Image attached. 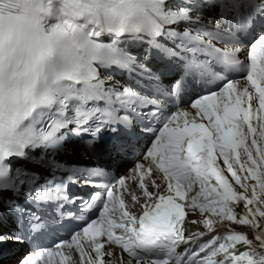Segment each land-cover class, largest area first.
<instances>
[{
  "label": "snow or ice",
  "instance_id": "obj_1",
  "mask_svg": "<svg viewBox=\"0 0 264 264\" xmlns=\"http://www.w3.org/2000/svg\"><path fill=\"white\" fill-rule=\"evenodd\" d=\"M145 44L138 60L129 46ZM154 51L179 69L167 88ZM198 83L221 87L164 106ZM105 132L124 134L121 152L149 139L101 184L110 173L69 163L66 143L87 134L95 151ZM79 178L103 191L41 246L64 228L41 205L74 203ZM0 210L16 225L0 249L30 246L18 264H264V0H0Z\"/></svg>",
  "mask_w": 264,
  "mask_h": 264
},
{
  "label": "bare ground",
  "instance_id": "obj_2",
  "mask_svg": "<svg viewBox=\"0 0 264 264\" xmlns=\"http://www.w3.org/2000/svg\"><path fill=\"white\" fill-rule=\"evenodd\" d=\"M147 47V45L145 44V45H130L129 46V51L131 52V53H133L135 56H137V58H138V60H142V58H143V56L145 55L144 53H145V48ZM152 57H154L155 59H156V62H157V60H158V57H157V53L154 51L153 53H152V55H151ZM155 59L154 60H148L146 63L148 64V65H153V64H155ZM158 63V62H157ZM156 63V64H157ZM155 64V65H156ZM155 68L156 69H158L159 68V66L158 65H156L155 66ZM105 75H107V73H105ZM112 78H114V79H127V80H129V78H128V76H127V74H124V73H122V72H119V71H117V72H115V73H113V75H112ZM126 169H127V167H126ZM131 173V172H130ZM130 173H128V175H127V177L130 175ZM238 211H240V209H238ZM233 227H235V228H240L242 231H249L247 228H245V227H243V226H239V225H233ZM249 235L251 236V233L249 232ZM20 256H23V253L22 252H18L16 255H15V257H14V259L13 260H15L16 262H18V258L20 257ZM13 260H10V261H8V263L7 264H13L15 261H13ZM15 262V263H16Z\"/></svg>",
  "mask_w": 264,
  "mask_h": 264
},
{
  "label": "rangeland",
  "instance_id": "obj_3",
  "mask_svg": "<svg viewBox=\"0 0 264 264\" xmlns=\"http://www.w3.org/2000/svg\"><path fill=\"white\" fill-rule=\"evenodd\" d=\"M18 260V259H17ZM16 262V261H15ZM15 262L13 264H15Z\"/></svg>",
  "mask_w": 264,
  "mask_h": 264
}]
</instances>
